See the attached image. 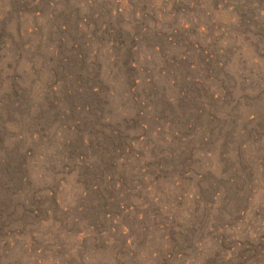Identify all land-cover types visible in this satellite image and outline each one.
<instances>
[{"label":"rangeland","instance_id":"374dc122","mask_svg":"<svg viewBox=\"0 0 264 264\" xmlns=\"http://www.w3.org/2000/svg\"><path fill=\"white\" fill-rule=\"evenodd\" d=\"M0 264H264V0H0Z\"/></svg>","mask_w":264,"mask_h":264}]
</instances>
